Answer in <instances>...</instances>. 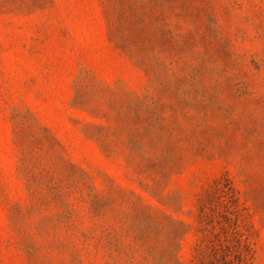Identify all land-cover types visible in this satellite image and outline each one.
Wrapping results in <instances>:
<instances>
[{"label": "rangeland", "instance_id": "obj_1", "mask_svg": "<svg viewBox=\"0 0 264 264\" xmlns=\"http://www.w3.org/2000/svg\"><path fill=\"white\" fill-rule=\"evenodd\" d=\"M0 264H264V0H0Z\"/></svg>", "mask_w": 264, "mask_h": 264}]
</instances>
